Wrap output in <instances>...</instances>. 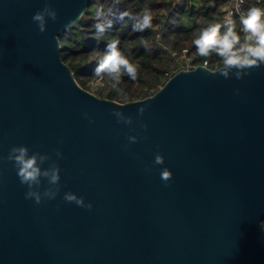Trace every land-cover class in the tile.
<instances>
[{"label":"water","instance_id":"95a60500","mask_svg":"<svg viewBox=\"0 0 264 264\" xmlns=\"http://www.w3.org/2000/svg\"><path fill=\"white\" fill-rule=\"evenodd\" d=\"M92 2L0 0V264H264V65L240 80L197 65L147 97H101L78 83L59 39ZM45 3L57 20L41 33L32 17ZM18 145L58 162L55 199H25L6 159Z\"/></svg>","mask_w":264,"mask_h":264},{"label":"trees","instance_id":"16d2710c","mask_svg":"<svg viewBox=\"0 0 264 264\" xmlns=\"http://www.w3.org/2000/svg\"><path fill=\"white\" fill-rule=\"evenodd\" d=\"M241 11L255 5L264 8V0H239ZM233 0H93L83 15L59 36L62 59L70 66L76 80L88 89V81L95 79L97 52L106 48L112 39L119 40L121 50H131V59L139 64L136 81L123 77L120 85L127 97L111 89L98 92L101 97L126 102L153 94L170 76L182 68V59H189V68L207 65L211 69L220 66L219 58L200 57L192 41L199 31L210 23L221 24L227 19V8ZM147 5L153 16V27L142 33L132 31V21L120 14L127 11L136 14ZM102 7L104 22L112 26L103 35H96L93 25L97 22L95 11ZM236 30L240 31L239 14L235 13ZM223 30V29H222ZM242 36V33H241ZM141 39L148 42L146 49Z\"/></svg>","mask_w":264,"mask_h":264},{"label":"clouds","instance_id":"9594fccd","mask_svg":"<svg viewBox=\"0 0 264 264\" xmlns=\"http://www.w3.org/2000/svg\"><path fill=\"white\" fill-rule=\"evenodd\" d=\"M115 2L119 3L120 0H115ZM236 11L239 13V32L236 30L235 20L230 16L223 24L216 22L203 27L192 43L200 57L207 58L214 54L219 58L220 66L218 69L210 71L205 65L202 68L204 71L213 75L219 73L225 79L234 76L237 80H240L264 65V8L253 5L244 11H240L239 5H237ZM125 17L132 21L133 32L142 33L153 27V16L147 5L136 14L124 11L120 14L119 19L123 21ZM49 18L56 21L57 12L49 3H45L43 9L38 10L32 17L39 32L46 31L47 19ZM104 18L103 8L98 7L95 11L97 22L93 25L98 36L103 35L112 26L111 21L105 23ZM71 25L65 27L69 28ZM119 43L118 39H112L106 43L104 51L97 52V66L93 70V75L97 78L96 84L98 87L106 81L114 92L126 98V91L120 87L123 83V77L127 76L130 80L136 81L139 64L131 59V50L127 52L121 50ZM141 43L146 49L148 48L146 40L141 39ZM118 106L123 107L122 105ZM145 110L144 107H140L137 110V115L142 117ZM112 115L116 118L117 123L125 125L133 123V118L126 116L122 111L113 109ZM84 116L90 123L94 122L87 113ZM140 127L142 130H147L146 124L141 123ZM126 139L130 145L137 143L140 137L126 135ZM127 147L128 145H125V148ZM55 155L59 159L63 158V153L59 149L55 150ZM6 159L13 163L21 185L27 186L25 199H34L35 203L39 205L44 199L53 200L56 198L60 192L61 169L58 162L52 160L48 153L30 152L27 145H18L10 148ZM49 161L51 163L48 164V167L43 168L42 165ZM153 164L163 165L164 156L157 152ZM145 170L150 171L147 168ZM172 176V172L167 167L161 169L160 178L166 185L167 182L171 181ZM43 180H47L48 187L41 192L40 187ZM63 199L67 203H75L77 206L89 211L93 207L91 203H85L83 197H78L72 192H66ZM261 227L264 228V222H261Z\"/></svg>","mask_w":264,"mask_h":264},{"label":"rangeland","instance_id":"374dc122","mask_svg":"<svg viewBox=\"0 0 264 264\" xmlns=\"http://www.w3.org/2000/svg\"><path fill=\"white\" fill-rule=\"evenodd\" d=\"M189 62H190L189 59H185V58L182 59V64L184 66H186L187 68H189ZM96 80H97V78L88 81V86H89L88 90L89 91L98 95V92L102 89H106V90L111 89L110 84L107 83L106 81L102 82L101 85L98 87L96 84Z\"/></svg>","mask_w":264,"mask_h":264},{"label":"built area","instance_id":"2783aa9c","mask_svg":"<svg viewBox=\"0 0 264 264\" xmlns=\"http://www.w3.org/2000/svg\"><path fill=\"white\" fill-rule=\"evenodd\" d=\"M237 5H239V9H240V11H241V4H240V1H239V0H233V4L227 8V19H228L230 16H231V18L233 19L235 13L239 14V13L236 11Z\"/></svg>","mask_w":264,"mask_h":264}]
</instances>
